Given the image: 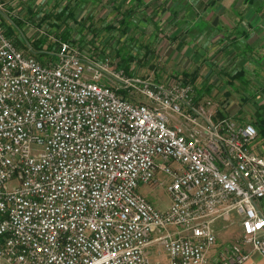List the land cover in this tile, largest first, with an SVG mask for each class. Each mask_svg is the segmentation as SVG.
I'll list each match as a JSON object with an SVG mask.
<instances>
[{
  "label": "built area",
  "instance_id": "1",
  "mask_svg": "<svg viewBox=\"0 0 264 264\" xmlns=\"http://www.w3.org/2000/svg\"><path fill=\"white\" fill-rule=\"evenodd\" d=\"M89 63L91 80L67 41L54 60L26 55L0 21V264H152L153 249L166 264H205L213 222L233 211L244 231L221 264L264 255L256 128L216 116L191 83ZM102 71L118 88L101 83ZM158 172L165 210L136 190L158 185Z\"/></svg>",
  "mask_w": 264,
  "mask_h": 264
},
{
  "label": "rangeland",
  "instance_id": "2",
  "mask_svg": "<svg viewBox=\"0 0 264 264\" xmlns=\"http://www.w3.org/2000/svg\"><path fill=\"white\" fill-rule=\"evenodd\" d=\"M129 1L130 3L127 0H88L81 6L78 2V9L81 10L76 14L78 20L69 19L67 28L61 25L59 31L51 30L47 25L38 28L41 26L38 17L41 16L35 13L36 16L29 18V22L26 21L28 27L23 28L24 36L29 41L21 36L14 24H8L6 27L11 28L12 38L17 42L16 46L22 44L27 48L25 50L21 47L24 52L35 58H38L37 54L29 52L31 47H34L35 38L42 37L45 42H53V48L48 49L46 43L42 41L44 44L42 49L47 53L40 57L47 61L56 57L59 32L64 28L69 29L70 32H67L70 34L69 41H65L79 50L85 62L84 75L90 80L92 75L87 71L91 65L90 61L106 66L112 73L119 71L124 73L125 65L132 75L124 73V78H148L157 83L169 82L171 79L182 80L184 73L188 75L195 73L196 79L191 85L195 90V97L199 92L200 97L197 101H209L213 109L217 110L216 116L221 113L222 116L230 117L239 124H252L258 131L255 122L259 119L264 121V77L260 75V62L251 61L243 54L245 50L243 43L229 41L227 25L229 26L230 21L234 19L227 7L231 0H215V5H213L215 2L212 3L214 0H149L145 7L139 5L140 9L138 3ZM185 1L192 3L193 10L200 13L204 20H208L210 25L217 21L222 26L221 29L200 33L196 31L197 27L191 28L182 23L178 25L174 18L184 17ZM115 8L121 14L116 12ZM237 11L239 17H242L240 19L245 15H248L246 20L249 21L259 19V16L250 15L249 11L244 12L242 7ZM121 15L129 16L132 24L125 25V21L120 23ZM80 17L85 20L80 22ZM108 24H114V28L112 30L105 28ZM188 29L190 33L184 31ZM173 37L177 39L173 40ZM129 52L134 58L124 60ZM253 57L258 58L255 52ZM239 70H242L240 77L236 75L232 77ZM102 72L99 77L101 83L118 88L117 77ZM118 90L129 99L134 100L139 96L133 89L126 91L119 87ZM255 139L254 151L264 154L261 148L264 147L263 138L258 133ZM154 180L161 182L158 185L140 183L136 190L157 210H165L171 203L166 190L168 179L162 172H158ZM230 230L227 232L224 227L219 228V239L227 240ZM231 233H235V229H232ZM151 252L152 264L158 263L159 258L161 264H166L165 255L158 249Z\"/></svg>",
  "mask_w": 264,
  "mask_h": 264
},
{
  "label": "crops",
  "instance_id": "3",
  "mask_svg": "<svg viewBox=\"0 0 264 264\" xmlns=\"http://www.w3.org/2000/svg\"><path fill=\"white\" fill-rule=\"evenodd\" d=\"M69 1L70 0H0V21L2 24H5L4 26H8V24H13L14 22H16L17 25L14 26L16 27V29L19 30L21 36L25 38L23 28L28 27V24L26 25V21H28L29 18L33 17L35 13L40 15L41 17H38L39 19L38 22H40L41 26H38V28L40 27L43 28L46 25L45 22L41 21L43 14L49 13L50 11L54 10L57 6L63 7ZM132 1L138 3V6L140 5L143 7H145L150 2L149 0H146V2L143 0H132ZM127 2L130 3L129 0H127ZM237 2H238L237 0H231L229 6H227L229 9V14L234 16V19L230 21L229 26L227 25L229 41L233 43L235 42L238 43V41H241L243 43V46L245 48L243 54L244 55L246 54L247 55L246 58H248L251 61H255V60L260 61V70H261L260 75L264 77V0H261V3L263 4H261L262 6L259 10H255L253 7H250L243 0H240L238 3ZM85 3L86 1L84 2L80 1V6ZM241 7L244 10V12L249 11L250 15L252 16L256 15V17L259 16V19L254 21L246 20V17L248 15L247 16L245 15L243 19H240L242 17H239V13L237 10ZM56 10L57 9H55V11ZM114 10H117L116 12L119 11L116 8ZM77 11L79 12L81 10L77 9ZM18 13H24V14L20 15ZM211 25L215 29H221L222 27L221 25L218 24L217 21H213ZM25 39L29 41L27 37ZM36 39L38 38H35L34 40ZM254 52L255 55L258 56V58L253 57ZM249 75L251 76L252 74ZM260 120L261 119L255 122L262 129L257 131V135L259 133V136H261L264 141V124L262 125ZM261 148L264 151V147L262 146ZM252 149L254 150V145H252ZM259 154L264 157V154L262 153ZM221 227H224V229L227 232L228 230L231 229L230 236L228 237L227 240H225L224 238L219 239L218 234H219V228ZM212 228L217 236V241L208 251L205 264H221L220 252L228 244H235L236 241L240 239L244 231V227L242 225V218L239 214L233 211L226 214L224 217L215 220L212 224ZM232 229H235V233L233 234L231 233ZM262 235H264V232H262ZM243 264H264V255L252 253L249 259Z\"/></svg>",
  "mask_w": 264,
  "mask_h": 264
},
{
  "label": "trees",
  "instance_id": "4",
  "mask_svg": "<svg viewBox=\"0 0 264 264\" xmlns=\"http://www.w3.org/2000/svg\"><path fill=\"white\" fill-rule=\"evenodd\" d=\"M84 2V1H88V0H70L67 4H65L63 7H59V6H57L55 9H57L56 11H55V9L54 10H52V11H50L49 13H47V14H43V16H42V18H41V21L42 22H45L46 23V25L47 26H49L50 28H51V30H58V29H60V26L61 25H64V26H66L65 28H67V26L68 25H66V24H68V20L69 19H71L72 21H77L78 20V18H76V14H77V9H78V6H77V3L78 2ZM245 3H247L250 7H253L255 10H259L260 8H261V4H263V3H261V1L260 0H243ZM215 2V0L212 2V3H214ZM211 3V4H212ZM216 4V2L213 4V5H215ZM207 5V4H206ZM184 6H185V9H186V13H185V15H184V17H182V18H177V17H173L174 18V20L176 21V23L178 24V25H180L179 23H182L183 25H185V24H187L189 27H191V28H196L197 27V29H196V31L197 32H206V31H208V32H211V31H215V30H217V29H214L213 28V26L212 25H210L209 24V21L208 20H204L201 16V14L200 13H198V12H195L194 10H193V6H192V3H190V2H188V1H185L184 2ZM209 7V6H208ZM119 13H120V11H118ZM121 14V13H120ZM129 15L131 14V12H129L128 13ZM174 14H176V12L174 13ZM173 14V15H174ZM129 16H122L121 15V19L119 20V22L120 23H123L124 21V23H126L125 25H129V24H132V22H131V20H130V18H128ZM82 20H85V19H83V17H80V19H79V21L80 22H82ZM2 24V23H1ZM14 25H17L16 24V22H14L13 23ZM3 26L5 25V24H2ZM182 26V25H181ZM180 26V28L181 29H184V28H182ZM63 29L62 31H60L59 32V38H57L58 39V41H65V40H67V41H69L68 39H69V36H70V34H68L67 32L69 31V29ZM105 28H107V29H109V30H112L113 28H114V24H108V25H106L105 26ZM4 29H5V32H6V34L9 36V37H13L11 34V28H7L6 26H4ZM219 30V29H218ZM59 31V30H58ZM184 31H188V33H190L189 31V29L188 30H184ZM70 32V31H69ZM11 33V34H10ZM209 37H211V35L209 36ZM224 38V37H223ZM13 39V38H12ZM177 38L176 37H173V40H176ZM223 42L225 41V39H221ZM13 41L15 42V43H17L16 42V40H14L13 39ZM45 42L44 41V38H38V39H36V40H33V46L34 47H31V49L29 50V52L30 53H35V54H37V57L38 58H36L37 60H39V61H41V62H44V61H46V59H43V58H41L43 55H45L44 53H47L46 52V50H43L42 49V46L44 45L43 44V42ZM46 43V47L48 48V49H52L53 47H52V45H53V42H45ZM19 45V44H18ZM18 47V46H17ZM21 47H23V49H27L25 46H23L22 44L21 45H19V49L20 50H22V52L24 53V54H26L25 52H24V50L21 48ZM226 49V47L224 48V50ZM49 52V51H48ZM53 54V53H52ZM27 55V54H26ZM41 56V57H40ZM40 57V58H39ZM133 59L134 58V56L132 55L131 56V54H130V52L127 54V57L124 59V60H126V59ZM260 62V61H259ZM124 73L127 75H132V73H131V71L124 65ZM241 71L242 70H239L238 72H236L232 77H234L235 75H236V77H240V74H241ZM183 79H182V81L183 82H188V83H191L192 84V82H194L195 81V79H196V74L195 73H192V74H186V73H184L183 74ZM181 80V79H180ZM120 92V91H119ZM199 92H197V97H196V100H199ZM218 116H222V114L221 113H218ZM261 121V124L263 125L264 124V121L261 119L260 120ZM256 126H258V125H256ZM258 128V130H262L259 126L257 127Z\"/></svg>",
  "mask_w": 264,
  "mask_h": 264
}]
</instances>
